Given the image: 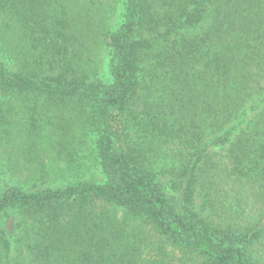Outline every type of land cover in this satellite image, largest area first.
Returning <instances> with one entry per match:
<instances>
[{
	"label": "trees",
	"instance_id": "trees-1",
	"mask_svg": "<svg viewBox=\"0 0 264 264\" xmlns=\"http://www.w3.org/2000/svg\"><path fill=\"white\" fill-rule=\"evenodd\" d=\"M78 1L0 0V149L36 147L51 107L98 145L57 184L0 154V264H264V0H123L101 80Z\"/></svg>",
	"mask_w": 264,
	"mask_h": 264
},
{
	"label": "rangeland",
	"instance_id": "rangeland-1",
	"mask_svg": "<svg viewBox=\"0 0 264 264\" xmlns=\"http://www.w3.org/2000/svg\"><path fill=\"white\" fill-rule=\"evenodd\" d=\"M75 7H77L80 12L87 11L88 15H91V19L96 20L97 26V30L94 31L92 35L90 34L92 29H89L87 31L89 36L85 35L79 42H77L76 47L78 48V53L75 61H77L79 65L75 64V66L78 69H80V67L89 68L88 70H90L89 72L92 74L94 79L101 80L102 78H107L109 77L111 68V53L108 46V38L111 35V32L117 27V23L119 24L123 20V0H79ZM77 15L80 17V13ZM76 22H78V20H76ZM60 38L58 44H65ZM66 44L69 46L67 55L70 57L69 52L73 50L74 42H67ZM60 57H62V55ZM57 65L59 64H56V66ZM43 100H46V97L39 96L36 100L31 101V103L35 101L42 102ZM73 107L76 113L81 111L78 106ZM65 111L69 114L74 113V110L69 112L68 109H65ZM42 112L40 121L44 123L45 126L42 124L40 127H45V131L42 134L44 135L43 138L38 139L39 144L36 147H28L26 143H22V140L21 142H18L19 140H17L14 141L7 149L5 146H2L0 154H4L9 150L8 152H12L10 155L13 157H11V160H5L3 158L4 166L15 169L20 167L22 169V167L27 166L23 169V176L19 178V180L24 183H28L32 180V178H36L41 175L40 172L29 175V169H27L28 167L35 168L38 171L43 170V179L47 182L53 181L55 184L64 179L60 175V170L73 166V164L81 168L77 171V173L80 174L78 177L86 178L95 173L96 164L94 158L97 154L98 145L93 131L89 128L87 129L84 125L83 128H79L74 123L75 126L71 127V129L64 134V130L59 128V120L54 123H52L51 119L50 122L48 121L49 116L53 118V108H46L47 113H45V110H42ZM42 120H44V122ZM25 122L27 124H31L33 121L30 119ZM58 136L62 137L61 141L64 142L65 145L58 144V141L56 140ZM32 152H34L35 155L30 154ZM30 155H33V161L28 160ZM26 172L28 173L26 174ZM28 176L30 178H28ZM94 176H96V173ZM74 178L75 177H71L72 180H74ZM192 206L194 208V212L198 213L200 217H204L207 212V208L204 204L202 195L197 189H194L192 192ZM121 213L122 212L119 211V217Z\"/></svg>",
	"mask_w": 264,
	"mask_h": 264
}]
</instances>
